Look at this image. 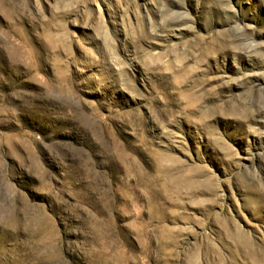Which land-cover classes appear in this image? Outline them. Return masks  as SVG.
I'll return each instance as SVG.
<instances>
[{
  "label": "rangeland",
  "instance_id": "1",
  "mask_svg": "<svg viewBox=\"0 0 264 264\" xmlns=\"http://www.w3.org/2000/svg\"><path fill=\"white\" fill-rule=\"evenodd\" d=\"M0 264H264V0H0Z\"/></svg>",
  "mask_w": 264,
  "mask_h": 264
}]
</instances>
